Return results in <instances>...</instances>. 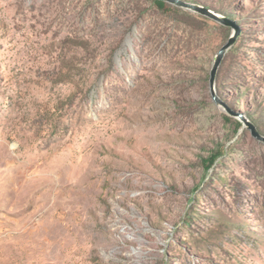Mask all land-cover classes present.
Masks as SVG:
<instances>
[{"label": "rangeland", "instance_id": "obj_1", "mask_svg": "<svg viewBox=\"0 0 264 264\" xmlns=\"http://www.w3.org/2000/svg\"><path fill=\"white\" fill-rule=\"evenodd\" d=\"M175 1L0 0V264H264V0Z\"/></svg>", "mask_w": 264, "mask_h": 264}, {"label": "water", "instance_id": "obj_2", "mask_svg": "<svg viewBox=\"0 0 264 264\" xmlns=\"http://www.w3.org/2000/svg\"><path fill=\"white\" fill-rule=\"evenodd\" d=\"M159 1L177 3L175 0H159ZM179 5L185 6V7L189 8V9H192L195 12H198V13H200L202 15H205V16H207L209 18H212V19H214L216 21H219L223 25L228 26V27H232L234 29V32L229 37L228 41L218 51V53H217V55L215 57V60H214L213 68L211 70L210 86H211V90H212V92L214 94V100H217V97L215 96V93H214V89H215V83H216V78H217V74H218L219 68H220V66H221L226 54L228 53V51L230 49H232V47L237 43V40H238L239 36L242 33V29L237 23H235V22H233V21H231V20H229L227 18L222 19L215 12H213V11H211L209 9H206L204 7H201L199 5L180 4V3H179ZM237 116L241 119V121L243 123L242 125L244 127H247L248 129L251 130L253 137H255L256 139H258L259 141L264 143V136L257 130L255 125L253 123H251L250 121H248L244 117L243 114H239Z\"/></svg>", "mask_w": 264, "mask_h": 264}, {"label": "trees", "instance_id": "obj_3", "mask_svg": "<svg viewBox=\"0 0 264 264\" xmlns=\"http://www.w3.org/2000/svg\"><path fill=\"white\" fill-rule=\"evenodd\" d=\"M154 2L158 7H160L161 9H164L165 4L163 1L154 0ZM238 126H239V128H241L242 124L240 122H238ZM222 153H223L222 150H216V151L212 152V154L207 159L202 160L205 171L208 172L212 169V167L216 164V162L219 160V158L223 155Z\"/></svg>", "mask_w": 264, "mask_h": 264}]
</instances>
